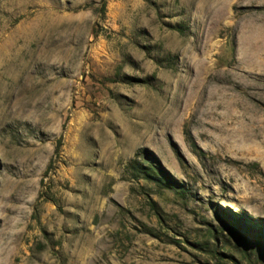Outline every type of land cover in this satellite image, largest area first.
Returning a JSON list of instances; mask_svg holds the SVG:
<instances>
[{"label":"rangeland","instance_id":"obj_1","mask_svg":"<svg viewBox=\"0 0 264 264\" xmlns=\"http://www.w3.org/2000/svg\"><path fill=\"white\" fill-rule=\"evenodd\" d=\"M0 264H264V0H0Z\"/></svg>","mask_w":264,"mask_h":264}]
</instances>
